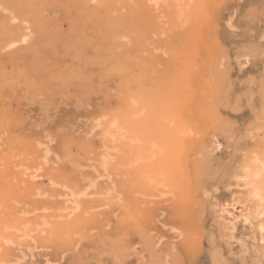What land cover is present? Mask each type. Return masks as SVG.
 Instances as JSON below:
<instances>
[{"label":"rangeland","instance_id":"obj_1","mask_svg":"<svg viewBox=\"0 0 264 264\" xmlns=\"http://www.w3.org/2000/svg\"><path fill=\"white\" fill-rule=\"evenodd\" d=\"M252 37L264 0H0V264H264Z\"/></svg>","mask_w":264,"mask_h":264},{"label":"bare ground","instance_id":"obj_2","mask_svg":"<svg viewBox=\"0 0 264 264\" xmlns=\"http://www.w3.org/2000/svg\"><path fill=\"white\" fill-rule=\"evenodd\" d=\"M93 8V7H92ZM91 11V10H90ZM195 11V10H194ZM151 14V13H150ZM172 15V14H171ZM232 18V17H231ZM185 21V20H184ZM192 25V24H191ZM73 27V26H72ZM71 27V28H72ZM192 27H194V26H192ZM74 28H75V26H74ZM11 29V28H10ZM10 29H8V30H10ZM185 29V28H184ZM12 30V29H11ZM187 30H190V29H186V31ZM73 32V31H72ZM181 32H185V30L183 31V30H181ZM70 33V32H69ZM187 34H190V32L189 31H187ZM173 34H171V36H172ZM176 35H178V33H176ZM193 35V34H192ZM183 36H184V34H183ZM72 37V36H71ZM75 37V36H74ZM190 37V36H189ZM172 38V37H171ZM178 38V37H177ZM175 39V38H174ZM179 40H180V36H179ZM250 40V41H249ZM256 40V38L255 37H252V38H249L248 39V41H249V45H253V46H255L256 48L258 47V48H262V47H264V43H259L258 41L256 42L255 41ZM26 41V40H25ZM254 42V43H253ZM18 43V42H17ZM13 44V43H12ZM12 44H11V46L9 45V47H12ZM14 45H15V43H14ZM9 56H12L11 54H8ZM3 56V55H2ZM7 56V55H6ZM4 57H5V55H4ZM0 58H2V57H0ZM1 61H5V60H1ZM163 82V81H162ZM263 160V159H262ZM262 160H260V156H259V158H257V156H256V158H254L252 161H253V163H255L256 165L257 164H259L258 166H259V170H257L256 168H252L251 167V169H250V166H245L244 167V171H243V173L241 174V176L238 178L239 179V182L240 183H245V185H244V187L247 185V186H251L252 188H253V191H252V196H253V198L255 199V200H257L258 202H263L264 203V190L260 187V186H258V183H257V179L259 178V176H260V174L262 173V171L264 170V161L262 162ZM254 164V165H255ZM254 167V166H253ZM256 167V166H255ZM264 176V175H263ZM262 176V177H263ZM249 189H251V188H249ZM251 191V190H250ZM251 196V195H250ZM257 205H258V203H256ZM226 213H228L229 215H231L230 214V212H228L227 210L225 211ZM262 215H264V205H263V210H262ZM236 221V220H235ZM242 221H243V223H249V224H252V219H251V216H250V214H243L242 215ZM235 224V223H234ZM235 228V225H233V223H232V230ZM258 230H259V232H260V234H262V235H264V226L263 225H259L258 226ZM262 239V238H261ZM263 242V241H262ZM149 244V243H148Z\"/></svg>","mask_w":264,"mask_h":264}]
</instances>
